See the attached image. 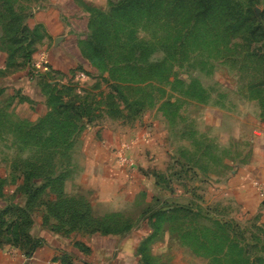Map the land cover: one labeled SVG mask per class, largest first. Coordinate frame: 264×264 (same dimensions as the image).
<instances>
[{"label": "rangeland", "instance_id": "1", "mask_svg": "<svg viewBox=\"0 0 264 264\" xmlns=\"http://www.w3.org/2000/svg\"><path fill=\"white\" fill-rule=\"evenodd\" d=\"M245 170H264V0H0L1 249L47 230L132 264H264Z\"/></svg>", "mask_w": 264, "mask_h": 264}, {"label": "crops", "instance_id": "2", "mask_svg": "<svg viewBox=\"0 0 264 264\" xmlns=\"http://www.w3.org/2000/svg\"><path fill=\"white\" fill-rule=\"evenodd\" d=\"M60 39H57V45ZM255 181L264 187V170L242 171L235 183L241 192L251 194ZM36 237L40 245L30 254L16 248H0V264H132L134 257V248L130 243L112 244L108 238H103L107 239L104 241L98 236L85 239L84 247L47 230L39 231Z\"/></svg>", "mask_w": 264, "mask_h": 264}, {"label": "trees", "instance_id": "3", "mask_svg": "<svg viewBox=\"0 0 264 264\" xmlns=\"http://www.w3.org/2000/svg\"><path fill=\"white\" fill-rule=\"evenodd\" d=\"M199 1L201 4V12L202 13L208 12L211 8V0H199ZM253 26H254V24H253ZM250 34L253 36L254 31L250 32ZM257 41H260V39H258ZM25 237H27V235ZM28 238H29V236H28ZM29 242H30L31 246H30V250L28 251V253L30 254L32 251H34V249H36L40 245V240H35V239L31 238V240H29Z\"/></svg>", "mask_w": 264, "mask_h": 264}]
</instances>
